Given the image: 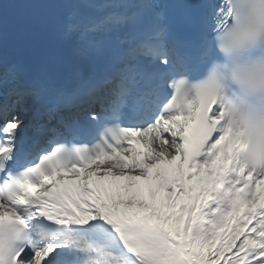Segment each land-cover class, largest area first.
Here are the masks:
<instances>
[{"label":"snow or ice","instance_id":"snow-or-ice-1","mask_svg":"<svg viewBox=\"0 0 264 264\" xmlns=\"http://www.w3.org/2000/svg\"><path fill=\"white\" fill-rule=\"evenodd\" d=\"M51 6L72 78L0 62V264H264V0Z\"/></svg>","mask_w":264,"mask_h":264}]
</instances>
